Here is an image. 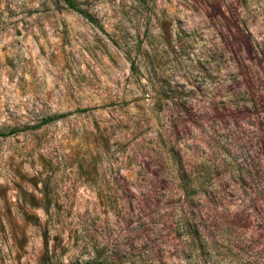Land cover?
Instances as JSON below:
<instances>
[{
    "label": "rangeland",
    "instance_id": "1",
    "mask_svg": "<svg viewBox=\"0 0 264 264\" xmlns=\"http://www.w3.org/2000/svg\"><path fill=\"white\" fill-rule=\"evenodd\" d=\"M74 1L0 0V264H192L182 172L228 219L264 188V0Z\"/></svg>",
    "mask_w": 264,
    "mask_h": 264
},
{
    "label": "trees",
    "instance_id": "2",
    "mask_svg": "<svg viewBox=\"0 0 264 264\" xmlns=\"http://www.w3.org/2000/svg\"><path fill=\"white\" fill-rule=\"evenodd\" d=\"M62 1L68 9L82 13L74 0ZM89 19L92 21L91 18ZM252 99V106L257 109V99ZM57 118L59 116L49 118L44 123ZM14 133L16 130L0 132V138ZM238 173L240 176H244V179L235 181L238 187L236 193L239 196H244L246 191L251 188L252 183L245 177H249L251 173L247 166L240 167ZM213 186L214 184L209 180L195 175V172L183 171L177 186L180 205H175L176 202L171 201L166 203L167 207L173 206L171 212L175 222L171 225L166 221L163 225L164 231L174 233L183 241L182 254L188 253V256H192V264H221L225 257L240 258L247 254L241 250L246 245L243 233L249 225L254 223L256 229L258 228L260 231L255 240L249 241L255 249V252H252L256 261L254 264H264V188L256 193L244 209L228 219L229 215L227 216L223 210L217 213L218 203L213 190H211ZM139 226L141 232L147 233L146 229L142 230L143 225L139 224ZM154 235L157 236L156 233ZM144 244L149 248L153 242L146 237ZM188 246H191L192 252H188ZM136 263L151 264L147 256L143 259L137 256L130 263L122 261L120 264Z\"/></svg>",
    "mask_w": 264,
    "mask_h": 264
}]
</instances>
